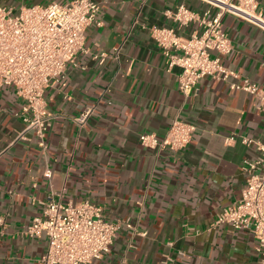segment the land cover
<instances>
[{
	"label": "crops",
	"instance_id": "1",
	"mask_svg": "<svg viewBox=\"0 0 264 264\" xmlns=\"http://www.w3.org/2000/svg\"><path fill=\"white\" fill-rule=\"evenodd\" d=\"M63 1L0 0V7L16 13ZM94 1L99 24L85 32L86 53L44 92L51 119L46 151L24 131L14 90H0V264H38L46 240L23 232L40 215L38 202L51 194L62 204L88 201L106 220L121 223L109 252L91 264H258L247 230L214 222L240 199L241 167L259 154L242 140L264 145V110L253 108L250 95L229 89L241 78L264 89V31L223 16L233 49L220 62L238 79L202 78L187 99L178 91L179 69H167L150 30L175 28L168 13L179 5L200 13L208 6L199 0ZM255 1L264 14V0ZM192 29L178 34L184 39ZM100 53L109 56L103 64L94 59ZM85 108L92 114L78 126L73 119ZM177 118L196 127L185 149L172 154L139 144L141 134L162 138Z\"/></svg>",
	"mask_w": 264,
	"mask_h": 264
},
{
	"label": "built area",
	"instance_id": "2",
	"mask_svg": "<svg viewBox=\"0 0 264 264\" xmlns=\"http://www.w3.org/2000/svg\"><path fill=\"white\" fill-rule=\"evenodd\" d=\"M208 6L202 13L184 5L168 13L175 28H153L150 36L166 60L167 69L178 68V91L189 98L205 77L216 81L238 79L221 65L220 56L232 52V44L221 28L223 16L230 15L264 31V14L255 0H199ZM100 7L94 0H64L45 5L22 7L16 13L0 7V90L11 87L21 101L24 131H31L38 147L47 149L51 119L47 113L44 92L58 82L67 66L74 63L84 48L85 32L98 25ZM193 27L186 38L180 31ZM118 50H114L116 59ZM109 56H94L103 64ZM229 89L250 95L253 108L264 110V89L249 79L230 82ZM92 114L85 108L73 122L86 123ZM196 127L183 119H174L162 138L141 134L139 144L157 152L176 154L187 147ZM254 144L258 156L241 167L245 185L240 199L223 208L214 226L228 225L233 230H247L256 243L258 264H264V145ZM44 177L50 178L46 170ZM40 215L25 227L28 238H45L46 249L38 264H91L110 250L120 222L106 220L100 207L88 202L62 204L53 194L38 202ZM126 227H133L127 221Z\"/></svg>",
	"mask_w": 264,
	"mask_h": 264
}]
</instances>
